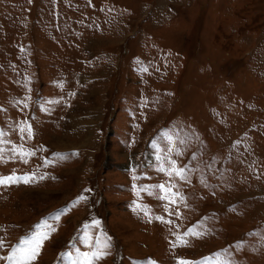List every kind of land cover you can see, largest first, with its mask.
Masks as SVG:
<instances>
[{
  "label": "rangeland",
  "instance_id": "374dc122",
  "mask_svg": "<svg viewBox=\"0 0 264 264\" xmlns=\"http://www.w3.org/2000/svg\"><path fill=\"white\" fill-rule=\"evenodd\" d=\"M0 133V257L264 264V0H0Z\"/></svg>",
  "mask_w": 264,
  "mask_h": 264
},
{
  "label": "snow or ice",
  "instance_id": "6c2138e0",
  "mask_svg": "<svg viewBox=\"0 0 264 264\" xmlns=\"http://www.w3.org/2000/svg\"><path fill=\"white\" fill-rule=\"evenodd\" d=\"M54 102V101H53ZM30 130V126H28ZM25 131V128H21V132ZM167 135V134H166ZM3 136V133H0V137ZM0 143H3L2 140H0ZM155 147V145H154ZM14 151L18 152L19 156L23 161L26 163L27 159L34 155L33 152L25 151L23 147L21 146L19 149H14ZM3 149L0 148V159L3 158ZM158 159H161L158 157ZM169 164L171 167L169 169H165L161 167L159 170L162 172H166L167 175L172 176L175 174L176 176L180 177L181 179H186L185 176V170L182 168L177 167L176 162L174 160H169ZM43 178V177H41ZM33 179V177H17V176H10V177H0V185H10L12 183H18V182H24L28 183ZM156 189L159 192L164 193L163 196L159 197L161 199H169L170 189L167 188L165 185H157L155 186ZM143 191H149L148 189H142ZM81 199H84V197H81ZM174 202V201H170ZM141 210H144L142 206ZM147 214V212L145 213ZM156 219L161 220V222H165L163 217H157ZM167 223H171V221H167ZM96 226H99V222H95ZM87 227V226H86ZM54 231V229H52ZM186 236H200L201 233L196 231L195 228L189 229V231L185 234ZM51 238V232L45 231V232H38L36 235L22 240L21 247H17L13 249L11 255L7 257H0V259H7L11 262V264H34V261L36 260L37 256L40 254V251L43 247V244L46 240ZM177 240L179 242V246H187L188 241L183 236H178ZM174 247L177 245H173ZM4 247V242L0 240V248ZM104 248L109 247L108 244H105L103 246ZM99 247L96 251L93 252H86L82 254V262L83 264H93L94 259H99L103 255H105ZM228 254V250L225 249L222 252H218L215 254V257H206L205 262L203 264H230V261L223 259ZM133 264H154L153 261H133ZM178 264H202V262H193V261H187V260H180L178 261Z\"/></svg>",
  "mask_w": 264,
  "mask_h": 264
}]
</instances>
